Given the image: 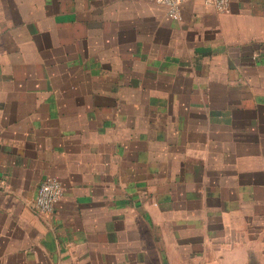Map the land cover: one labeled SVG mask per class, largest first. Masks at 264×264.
<instances>
[{
    "label": "crops",
    "instance_id": "crops-1",
    "mask_svg": "<svg viewBox=\"0 0 264 264\" xmlns=\"http://www.w3.org/2000/svg\"><path fill=\"white\" fill-rule=\"evenodd\" d=\"M0 264H264V0H0Z\"/></svg>",
    "mask_w": 264,
    "mask_h": 264
},
{
    "label": "built area",
    "instance_id": "built-area-1",
    "mask_svg": "<svg viewBox=\"0 0 264 264\" xmlns=\"http://www.w3.org/2000/svg\"><path fill=\"white\" fill-rule=\"evenodd\" d=\"M166 6L168 15L173 19L179 18V5L186 0H156ZM217 8H223L226 0H204ZM63 187L61 182L51 176H47L40 181L33 199V209L39 213H52L55 210L57 201L62 196Z\"/></svg>",
    "mask_w": 264,
    "mask_h": 264
}]
</instances>
